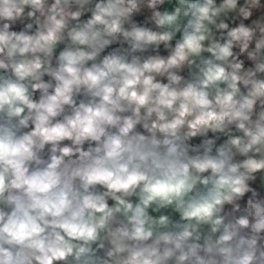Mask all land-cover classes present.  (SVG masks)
<instances>
[{"label": "clouds", "instance_id": "9594fccd", "mask_svg": "<svg viewBox=\"0 0 264 264\" xmlns=\"http://www.w3.org/2000/svg\"><path fill=\"white\" fill-rule=\"evenodd\" d=\"M0 264H264V0H0Z\"/></svg>", "mask_w": 264, "mask_h": 264}]
</instances>
